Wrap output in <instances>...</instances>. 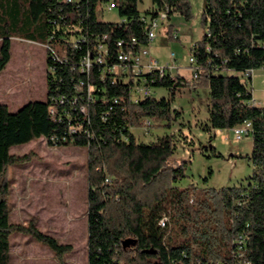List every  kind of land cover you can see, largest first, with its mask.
<instances>
[{
	"label": "trees",
	"instance_id": "trees-1",
	"mask_svg": "<svg viewBox=\"0 0 264 264\" xmlns=\"http://www.w3.org/2000/svg\"><path fill=\"white\" fill-rule=\"evenodd\" d=\"M109 2H114L119 22L101 20V7ZM140 2L0 0V72L11 60L12 38L46 48L45 101L29 102L15 113L0 104V264L11 262L14 232L46 245L57 264H73L63 260L69 245L32 222L24 226L10 220L7 169L27 160L10 148L38 139L87 151L88 239L82 264H264V109L250 105L251 89L242 80L247 72L264 70V0H203V33L190 48L196 79L147 74L154 95L134 104L132 80L94 67L89 99L86 90L76 92L78 82L86 80L78 71L80 60L103 36L109 67L117 61V41L124 47L131 38L147 44L146 21L160 12L167 19L175 13L190 18L189 0H150L143 12ZM181 88L206 89V117L196 124L209 142L216 130L251 123L252 148L245 159L252 171L246 185L198 189L180 183L187 178L188 163L174 156L178 145H191L182 141V129L173 132L182 120V112L172 108ZM157 89L166 95L156 97ZM55 104L51 114L49 107ZM81 104L87 115L80 113ZM143 118L152 128L169 132L139 141L132 129ZM200 154L223 158L213 146H203ZM106 176L113 177L109 186ZM163 215L168 216L164 228L159 226Z\"/></svg>",
	"mask_w": 264,
	"mask_h": 264
},
{
	"label": "rangeland",
	"instance_id": "rangeland-1",
	"mask_svg": "<svg viewBox=\"0 0 264 264\" xmlns=\"http://www.w3.org/2000/svg\"><path fill=\"white\" fill-rule=\"evenodd\" d=\"M190 18L177 13L170 19L159 22L155 38L147 50L160 65L173 64L179 73L189 80L188 59L191 46L203 33L201 15L203 0H189ZM150 0H142L138 9L145 11ZM101 20L119 22L117 10L105 11ZM11 60L0 72V104L15 113L32 101L46 99V48L44 43L12 38ZM174 54V57H171ZM242 80L252 91V97L264 101V70H253L249 80ZM166 95L163 90H155V96ZM206 89L196 91L181 88L173 101L176 110L182 109V120L175 124L173 132H184L182 141L191 145H178L175 159H185L187 178L180 183H192L198 189L220 188L238 184L246 185L251 174L245 156L252 148L251 137L240 140L234 138L230 130H216L209 142L208 135L201 131L196 120L206 117ZM132 129L134 136L147 143L169 132L167 129L149 128L146 133L142 126ZM155 124V122H153ZM187 127V128H186ZM188 131V133H187ZM187 134V135H186ZM183 135V136H184ZM213 146L223 158L200 154L203 146ZM16 156H26L27 160L9 166L6 173L8 187L9 215L12 223L24 226L34 223L36 228L59 244L69 245L71 250L64 254L67 263L82 264L87 259V168L86 149L80 146H51L44 139L10 148ZM233 155V156H231ZM210 173V175H208ZM106 186L113 177L106 176ZM209 177V178H208ZM204 178H207L205 184ZM10 264H57V259L46 245L30 235L14 232L10 236Z\"/></svg>",
	"mask_w": 264,
	"mask_h": 264
},
{
	"label": "built area",
	"instance_id": "built-area-1",
	"mask_svg": "<svg viewBox=\"0 0 264 264\" xmlns=\"http://www.w3.org/2000/svg\"><path fill=\"white\" fill-rule=\"evenodd\" d=\"M114 2H109L101 7L102 14L107 11L110 12L114 10ZM167 19L165 12H160L158 16L154 19L146 21V45H138L135 38H131L128 45L124 47L123 41H117L116 46L118 51L116 54V63L111 66H106V58L109 54L107 45L103 43L106 40V36H103L100 42L95 44L93 50L85 57L80 60L78 71L81 72L86 80H80L76 86V92H82L86 90V98L89 99V79L91 77V71L94 67H97L98 71L104 70L116 75V79H121L123 81L132 80V92L130 101L136 104L138 101L144 99L147 96L154 95L153 90L150 86L147 85V74L155 73L158 78L169 77L171 79H176L178 75L172 72V64L160 65L159 62L150 56L147 47L149 43L155 38V31L158 23L163 22ZM138 46V47H136ZM171 57H174V54H171ZM188 66L190 69L191 79L197 78V67H195V60L192 56H189ZM101 67V68H99ZM249 72L245 74L246 77H249ZM103 79V76H102ZM76 102H73L75 104ZM250 105L263 108L264 102L256 101L254 98H251ZM56 104L49 107V112L53 114L55 112ZM80 113L87 115V106L81 104L79 107ZM142 126L144 130H148L151 127L152 123L149 119H141ZM234 138L240 140L243 137H250L252 132L251 123L246 121L239 126L231 129ZM107 181V179H105ZM168 222V216L163 215L159 220V226L164 228ZM238 245L241 246V241L238 240ZM241 249V247H239Z\"/></svg>",
	"mask_w": 264,
	"mask_h": 264
},
{
	"label": "crops",
	"instance_id": "crops-1",
	"mask_svg": "<svg viewBox=\"0 0 264 264\" xmlns=\"http://www.w3.org/2000/svg\"><path fill=\"white\" fill-rule=\"evenodd\" d=\"M172 66H173V70H172V72L174 73V74H176V75H178V76H180V77H182V78H185L186 76H184L183 74H181V73H179V68L175 65V63H173L172 64ZM186 69L188 70V75H190V69H189V66L187 65V67H186ZM252 73H253V71H250L249 72V79H251V77H252ZM186 79V78H185ZM189 79H191V75H190V78ZM188 80V79H187ZM188 90H191L190 88H188ZM191 91H193V90H191ZM207 92V91H206ZM251 94H252V91H251ZM252 98H254V97H252ZM256 101H260V102H264L263 100H261V99H257V98H254ZM173 103V102H172ZM172 108L173 109H175L174 108V106H173V104H172ZM181 112H182V109H181ZM231 131V130H230ZM232 132V131H231ZM231 156H233V155H231Z\"/></svg>",
	"mask_w": 264,
	"mask_h": 264
},
{
	"label": "water",
	"instance_id": "water-1",
	"mask_svg": "<svg viewBox=\"0 0 264 264\" xmlns=\"http://www.w3.org/2000/svg\"><path fill=\"white\" fill-rule=\"evenodd\" d=\"M211 146L209 145V148H210Z\"/></svg>",
	"mask_w": 264,
	"mask_h": 264
}]
</instances>
